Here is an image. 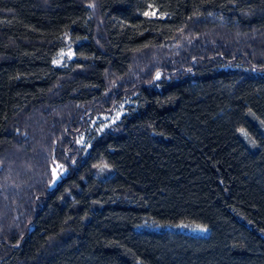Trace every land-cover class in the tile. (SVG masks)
Wrapping results in <instances>:
<instances>
[{
  "label": "trees",
  "instance_id": "trees-1",
  "mask_svg": "<svg viewBox=\"0 0 264 264\" xmlns=\"http://www.w3.org/2000/svg\"><path fill=\"white\" fill-rule=\"evenodd\" d=\"M0 264H264V0H0Z\"/></svg>",
  "mask_w": 264,
  "mask_h": 264
},
{
  "label": "rangeland",
  "instance_id": "rangeland-1",
  "mask_svg": "<svg viewBox=\"0 0 264 264\" xmlns=\"http://www.w3.org/2000/svg\"><path fill=\"white\" fill-rule=\"evenodd\" d=\"M72 51L69 48H64L62 50H59L57 54L55 55L53 59V64L55 65H63L67 61H69L72 58ZM121 114L120 110H117L111 114H105V115H100L93 119L90 123L92 124H98L100 128H103L104 126L108 125L109 123L115 121L119 115ZM85 140V136H82L78 139L79 144H83ZM62 174V171L59 170L58 168H53L52 170V179L49 184V187H52L55 182L58 180L59 176ZM165 228L168 229H177L179 231H185L190 234L194 235H205L207 230L205 227H202L200 225L196 224H187V223H178L176 225H167Z\"/></svg>",
  "mask_w": 264,
  "mask_h": 264
},
{
  "label": "snow or ice",
  "instance_id": "snow-or-ice-1",
  "mask_svg": "<svg viewBox=\"0 0 264 264\" xmlns=\"http://www.w3.org/2000/svg\"><path fill=\"white\" fill-rule=\"evenodd\" d=\"M145 15H147V13H145Z\"/></svg>",
  "mask_w": 264,
  "mask_h": 264
}]
</instances>
